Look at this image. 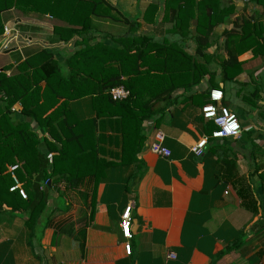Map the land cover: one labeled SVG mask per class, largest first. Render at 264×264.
Returning a JSON list of instances; mask_svg holds the SVG:
<instances>
[{"label":"crops","instance_id":"crops-1","mask_svg":"<svg viewBox=\"0 0 264 264\" xmlns=\"http://www.w3.org/2000/svg\"><path fill=\"white\" fill-rule=\"evenodd\" d=\"M201 1H191L192 21L185 34L174 28L176 20L165 0H106L122 18L140 25L137 36L179 43L212 76L192 88L179 87L168 103L157 105L154 118L140 122L115 113L101 120L97 135L105 140L97 149L113 166L101 178L85 179L88 186L72 190L62 183L53 188L38 224L28 227L25 211L1 207L0 264H264V47L256 46L264 45V0H212L229 15L221 16L203 55L196 53L195 40L202 35L195 20ZM154 4L158 11L150 17ZM3 20L4 28L17 35L7 48L14 50L0 53L10 60L0 68L13 66L7 75L41 49L67 67L66 58L80 41H60L54 27L63 23L50 15L12 10ZM93 20L98 30L93 37L104 45L115 48L112 39L130 35L126 23ZM245 22L255 50L240 42ZM231 54H237L238 62L225 73ZM215 89L223 91V105L242 125L236 138L214 139L216 126L202 115ZM89 101L71 102L70 108L81 119L90 118ZM22 110L21 103L11 108L16 121L25 120ZM111 122H117L113 129ZM31 126L39 137L44 134L35 122ZM203 138L207 146L197 158L192 148ZM160 140L171 151L169 158L151 152ZM123 151L136 154L137 162L122 164L112 156ZM47 157L52 161L53 154ZM128 206L133 208L131 255L125 252L120 225Z\"/></svg>","mask_w":264,"mask_h":264},{"label":"trees","instance_id":"trees-1","mask_svg":"<svg viewBox=\"0 0 264 264\" xmlns=\"http://www.w3.org/2000/svg\"><path fill=\"white\" fill-rule=\"evenodd\" d=\"M165 1L166 10L175 17L174 28L188 33L192 0ZM12 10L22 15H50L63 23L54 27L60 41L68 43L76 37L80 39L75 51L66 58L68 68L62 67L46 49L14 67L10 75L7 72L13 66L0 68V208L25 211L26 224L31 227L44 215L53 188L62 183L72 190L88 186L85 179L101 178L104 171L113 166L97 149L105 140L97 135L103 128L101 120L115 113L133 115L140 122L154 118L159 112L157 105L168 103L179 87L192 88L211 74L179 43L169 40L159 43L149 36H137L140 25L122 18L106 0H0V35L4 32L3 14ZM196 10V30L202 34L195 38L196 53L203 55L209 48L212 33L222 23L221 18L229 13L212 0H202ZM157 11L154 4L148 16L154 17ZM223 11L227 14L223 15ZM94 17L126 23L130 26V35L117 39L104 35L114 40L115 48L95 41L93 35L98 30ZM253 27L258 29V26ZM250 28L245 22L240 42L245 43L246 49L263 48L260 43L252 46ZM262 36L264 44V34ZM233 45L234 40L229 46ZM231 55L223 65L225 73L238 62L237 54ZM124 77L128 79L123 80ZM119 86L130 91L128 99L114 101L111 98L110 90ZM87 99L93 116L81 119L70 104ZM16 103L22 104L25 120L16 121L11 113ZM33 122L44 132L42 136L36 135L31 126ZM110 125L113 129L117 122ZM107 140L106 143L112 141ZM43 149L53 154L52 161ZM135 155L126 151L112 153L122 164L136 163ZM18 162L22 167L16 174L27 199L18 192H10L14 182L9 167Z\"/></svg>","mask_w":264,"mask_h":264},{"label":"built area","instance_id":"built-area-1","mask_svg":"<svg viewBox=\"0 0 264 264\" xmlns=\"http://www.w3.org/2000/svg\"><path fill=\"white\" fill-rule=\"evenodd\" d=\"M13 29L10 27H5L3 32V45L4 50H7L9 44L14 39L16 40L17 35H13ZM109 95L114 101H124L130 97V91L123 86L115 87L110 90ZM224 93L221 89H215L210 92V103L202 108V115L207 121H212L216 130L212 133L214 139H226V138H236L242 133V125L237 117L228 107L223 105ZM160 139L162 137H159ZM159 142H155L151 145V152L164 158H169L171 156V151L164 147ZM208 139L203 138L200 142L192 148V152L197 158L204 155L205 148L207 146ZM22 167V163L18 162L13 166L9 167V173L13 179V186L10 188V192H18L23 199H27V193L24 190L22 183L20 182L17 171ZM132 206H128L123 211L121 217V229L126 240L124 244V249L127 255L132 253ZM169 258L175 259V255H169Z\"/></svg>","mask_w":264,"mask_h":264},{"label":"rangeland","instance_id":"rangeland-1","mask_svg":"<svg viewBox=\"0 0 264 264\" xmlns=\"http://www.w3.org/2000/svg\"><path fill=\"white\" fill-rule=\"evenodd\" d=\"M11 46H12V44H11ZM7 61H10L8 57H6V56L3 57L2 55L0 56V66H3L4 64H6Z\"/></svg>","mask_w":264,"mask_h":264},{"label":"water","instance_id":"water-1","mask_svg":"<svg viewBox=\"0 0 264 264\" xmlns=\"http://www.w3.org/2000/svg\"><path fill=\"white\" fill-rule=\"evenodd\" d=\"M23 41V40H22ZM14 49H12V50H4V45H3V43L2 44H0V53L2 52V53H10L11 51H13Z\"/></svg>","mask_w":264,"mask_h":264}]
</instances>
